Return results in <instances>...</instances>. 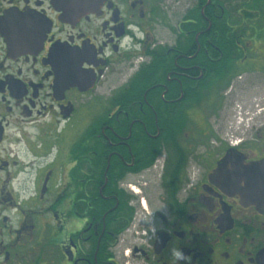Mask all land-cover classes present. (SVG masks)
Masks as SVG:
<instances>
[{
	"label": "flooded vegetation",
	"instance_id": "obj_1",
	"mask_svg": "<svg viewBox=\"0 0 264 264\" xmlns=\"http://www.w3.org/2000/svg\"><path fill=\"white\" fill-rule=\"evenodd\" d=\"M0 264H264V0H0Z\"/></svg>",
	"mask_w": 264,
	"mask_h": 264
},
{
	"label": "water",
	"instance_id": "obj_2",
	"mask_svg": "<svg viewBox=\"0 0 264 264\" xmlns=\"http://www.w3.org/2000/svg\"><path fill=\"white\" fill-rule=\"evenodd\" d=\"M232 166V179L229 181V189L234 191L241 197L242 200L254 202L259 199V189L256 186V179L254 177L256 169H258V163L249 165H242L237 161V156L227 152L218 162L217 168L213 174H218L226 167ZM245 171H242L243 167Z\"/></svg>",
	"mask_w": 264,
	"mask_h": 264
},
{
	"label": "rangeland",
	"instance_id": "obj_3",
	"mask_svg": "<svg viewBox=\"0 0 264 264\" xmlns=\"http://www.w3.org/2000/svg\"><path fill=\"white\" fill-rule=\"evenodd\" d=\"M174 16V14L172 13V17ZM242 96L243 95H241L240 97H239V95H236L235 93H232V96L230 97L229 95H227V97H226V99H225V103L223 102V105H222V107H221V109L219 110V112H218V114L217 115H213V114H210L209 113V110H207V115H205V118H204V115H203V113L201 112V113H197L196 115H195V119H196V121L198 122V123H204V120L205 121H207V122H209L210 123V125L212 126V127H218V124L222 121V120H224V122H225V124H224V126H226L227 128H228V126H229V123L232 121V120H234V118H235V116H236V114H237V109H239L238 108V105H241L242 104V102H239L240 101V98H242ZM239 98V101L237 100ZM105 107H106V102L104 101L102 104H101V106H100V108L99 109H102V110H104L105 109ZM257 109H259V108H257ZM190 126V125H189ZM188 125H187V127H189ZM225 127V128H226ZM227 128H226V130H227ZM225 129H224V131L223 132H221V131H219V136L218 137H221V136H224V134H225V131H226ZM189 135V134H188ZM184 136H185V139H184ZM184 136L182 135V137H181V141L182 142H189L190 140H189V138H188V136H186L185 134H184ZM189 136H191V135H189ZM201 139V141H208L207 139H205L204 137H201V136H198L197 137V140H200ZM222 140V139H221ZM219 141V140H218ZM217 141V142H218ZM197 169V166H194V168H193V170H196Z\"/></svg>",
	"mask_w": 264,
	"mask_h": 264
},
{
	"label": "built area",
	"instance_id": "obj_4",
	"mask_svg": "<svg viewBox=\"0 0 264 264\" xmlns=\"http://www.w3.org/2000/svg\"><path fill=\"white\" fill-rule=\"evenodd\" d=\"M262 108H259L258 111H261ZM252 114L247 115L246 117L243 116L242 113H239L234 122H233V128L234 132L232 131L228 136H227V141L230 145L236 146L240 143L241 137L237 136V133L246 131L250 129L252 125ZM237 132V133H235Z\"/></svg>",
	"mask_w": 264,
	"mask_h": 264
},
{
	"label": "trees",
	"instance_id": "obj_5",
	"mask_svg": "<svg viewBox=\"0 0 264 264\" xmlns=\"http://www.w3.org/2000/svg\"><path fill=\"white\" fill-rule=\"evenodd\" d=\"M180 110H181V113L179 115H177V116H174V117L170 116V117L163 118L164 119V126L166 128L164 130V134H163V137H165V139H164L165 142H172V143L177 142V139H175V135L173 136V134H170L168 132L169 127L178 128V127L186 125L187 120H186V118L183 115H181L182 114V109L181 108H180ZM149 114L151 115V111H149ZM149 121H150V124L152 126H154L153 114L149 117ZM173 137H174V139H173Z\"/></svg>",
	"mask_w": 264,
	"mask_h": 264
}]
</instances>
